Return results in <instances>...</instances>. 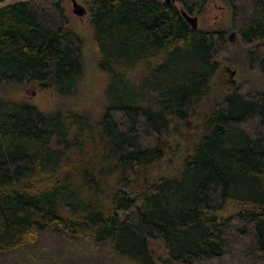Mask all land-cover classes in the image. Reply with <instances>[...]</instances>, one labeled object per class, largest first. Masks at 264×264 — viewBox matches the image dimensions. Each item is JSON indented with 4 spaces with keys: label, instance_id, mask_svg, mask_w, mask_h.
I'll use <instances>...</instances> for the list:
<instances>
[{
    "label": "trees",
    "instance_id": "obj_1",
    "mask_svg": "<svg viewBox=\"0 0 264 264\" xmlns=\"http://www.w3.org/2000/svg\"><path fill=\"white\" fill-rule=\"evenodd\" d=\"M177 1L192 15L210 0ZM228 2L249 66L264 76V0ZM181 9L92 1L107 79L98 122L0 96V264H55L49 242L95 248L91 264L108 263L105 249L136 264H264V90L226 91L175 174L149 178L171 126L200 118L230 51L227 32L194 30ZM85 72L63 0L0 7V89L39 83L72 98ZM229 205L240 210L219 217Z\"/></svg>",
    "mask_w": 264,
    "mask_h": 264
},
{
    "label": "rangeland",
    "instance_id": "obj_2",
    "mask_svg": "<svg viewBox=\"0 0 264 264\" xmlns=\"http://www.w3.org/2000/svg\"><path fill=\"white\" fill-rule=\"evenodd\" d=\"M19 1L24 0H8L0 4V7ZM63 1L71 17L73 29L84 42L86 72L81 80L77 95L72 98H62L56 94L54 89H43L39 83H33L25 87L0 89V96L18 102L32 103L46 113L71 110L88 115L95 123L100 120L107 103V79L98 67L100 55L94 40V30L89 13L93 0ZM75 1L86 10L87 13L83 17L75 14ZM176 4L180 9L182 8L177 0ZM191 16L198 18V29L200 30L227 32L230 51L226 56L220 58L221 67L211 83L210 95L200 105L201 109L198 110L200 118H192L190 125L176 122L171 126L168 133L170 149L164 160L151 170L149 178L152 180L172 176L180 168L185 156L193 151V147L201 137L204 118L202 116L209 113V110L222 99L226 91H233L241 87L254 91L264 90V76L251 69L246 58V49L241 42L240 36L232 29V10L228 0H210L201 13L196 12ZM239 210L240 207H231L229 205L224 212L219 214V217H231ZM48 246H53V250H56L61 255V259L55 261V264L70 262L71 260L74 263L88 262V264H91L93 260H96V249L87 244L65 247L55 246L52 242H49ZM103 254L108 260L107 264H136L126 258L111 255L107 249L103 251ZM45 257L49 258L48 255ZM39 258L40 255L36 260L27 257L26 264H39ZM55 259L57 258L54 257L53 260Z\"/></svg>",
    "mask_w": 264,
    "mask_h": 264
},
{
    "label": "water",
    "instance_id": "obj_3",
    "mask_svg": "<svg viewBox=\"0 0 264 264\" xmlns=\"http://www.w3.org/2000/svg\"><path fill=\"white\" fill-rule=\"evenodd\" d=\"M169 4H174L176 3V0H163ZM74 7H75V14L83 17L84 15H86V10L81 7L78 3H76V1L74 2ZM181 13L182 16L184 17V19L188 22V24L194 29V30H198V18L197 17H193L190 14H188L185 10L181 9Z\"/></svg>",
    "mask_w": 264,
    "mask_h": 264
}]
</instances>
